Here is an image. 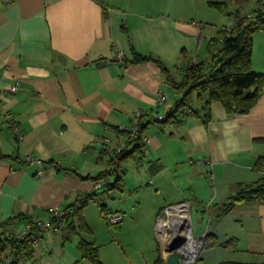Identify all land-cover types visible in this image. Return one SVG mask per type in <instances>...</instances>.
I'll list each match as a JSON object with an SVG mask.
<instances>
[{
	"label": "crops",
	"instance_id": "1",
	"mask_svg": "<svg viewBox=\"0 0 264 264\" xmlns=\"http://www.w3.org/2000/svg\"><path fill=\"white\" fill-rule=\"evenodd\" d=\"M224 1L0 0V234L17 232L31 219L45 220L51 210L94 193V178L112 170L104 149L125 142L119 132L142 122L147 124L146 147L143 158L134 159L142 168L133 191L142 188L148 174L150 186L188 191L189 198L181 199L189 204L166 202L148 209L149 232L153 238L158 229L162 234L140 264L164 259V230L183 204L191 222L190 199L217 206L207 232L198 230L200 238L211 234L216 243L202 248L196 264H264V202L240 203L223 214L238 185H252L264 176V81L263 94L249 113L229 117L222 104L214 103L206 124L182 117L152 133L151 124L180 96L166 84L158 64L128 62L134 52L159 59L170 71L187 61H210L211 40L246 16H228L211 5ZM258 1L262 8L256 5L253 12L264 10V1ZM252 70L264 75V32L254 35ZM12 86L17 92H9ZM160 93L167 98L161 105ZM99 138L109 140L107 147L93 145ZM188 158L201 164L189 166ZM29 159L43 161L42 176L40 165ZM123 170L122 190L107 193L106 188L96 196L105 206L110 199L121 200L125 207L117 203V212L129 209L128 220L137 222L140 200L138 208L134 192L123 197ZM79 240L66 241V231H47L22 263L90 264L82 260Z\"/></svg>",
	"mask_w": 264,
	"mask_h": 264
},
{
	"label": "trees",
	"instance_id": "2",
	"mask_svg": "<svg viewBox=\"0 0 264 264\" xmlns=\"http://www.w3.org/2000/svg\"><path fill=\"white\" fill-rule=\"evenodd\" d=\"M234 1L236 4H242V7L249 2V0ZM232 2L233 0H225L223 3H212L211 5L228 16L239 14V9L235 12L230 11ZM246 20H248V23L244 24L243 22ZM257 32H264V10L262 9L255 10L251 15L245 16L243 20L232 27L226 26L221 29L216 38L211 40V60L193 63L184 62L182 67H176V70H179L180 73L178 78L159 59L134 52V58L128 62H153L158 64L165 75L166 84L171 86L180 96L175 106L165 115V119L157 121L167 126L171 123L180 122L182 117H196L206 124L212 119L211 107L214 103L222 104L229 117L249 113L263 94L264 75L256 74L252 70L254 35ZM248 94L249 96H247ZM137 129L138 134L134 140L131 131L123 130L119 132L127 139L125 142L128 148L133 145V149L128 151L127 148L120 154H111L110 149H104L105 154L109 156L112 170L94 178V181H99L104 177H110L111 180L104 185L103 191L106 188L109 190L114 188L122 190L125 175L123 164L127 163L129 159L141 160L143 158L146 147L144 139L147 124L142 126V122H140ZM7 157L6 155L1 156V158ZM261 162L262 159L258 163V168L261 167ZM157 168L161 169V165H158ZM113 175L116 179L115 183L112 182ZM98 192L95 190L94 193L84 196L77 203L70 206V208L74 207L76 210L73 215L75 217H69L62 230L66 231V241L70 240L73 235H80L82 231L88 229L83 209L89 202L95 200ZM261 202H264V176L252 185H238L234 196L224 205L223 214H229L240 203ZM100 208L103 213V210L108 207L100 205ZM204 239L203 247L216 243L214 235L207 234ZM78 249L83 261L90 264H104L100 259L99 248L95 242L81 237ZM32 253L33 248L28 247L26 244L18 245L16 247L18 259L14 264H21L22 258L30 256ZM154 264H164L162 256H159Z\"/></svg>",
	"mask_w": 264,
	"mask_h": 264
},
{
	"label": "rangeland",
	"instance_id": "3",
	"mask_svg": "<svg viewBox=\"0 0 264 264\" xmlns=\"http://www.w3.org/2000/svg\"><path fill=\"white\" fill-rule=\"evenodd\" d=\"M264 1V0H263ZM242 4H236V2L233 0L230 10L234 12L235 10L239 9L241 15H246L249 12H253L256 5L262 6L258 0H249L247 4H245L243 7ZM258 8V7H256ZM255 8V9H256ZM262 8V7H261ZM249 16V15H248ZM236 19L234 16L232 18ZM181 67V66H180ZM173 75L175 77H179L180 73L179 70L173 69ZM172 103L174 101L171 100L170 102V108L173 106ZM164 125L162 123H159L157 120L151 124L152 133L153 131H157L158 129H164ZM150 161V159H148ZM154 159H152L153 161ZM148 161V163H149ZM194 162V164L192 163ZM147 160H144L143 166L147 168ZM186 163L190 165H196L201 164L198 161H194L190 158L187 159ZM188 164V165H189ZM189 165V166H190ZM124 169L127 171L126 175V190L124 192L125 195H123L124 198L130 194V192H134L133 190L136 189L137 185V179L139 177V167L137 165V161L134 159H129L127 163H124L123 166ZM147 173V170H146ZM146 178H150L147 174L145 176L144 184H142V188L139 189V191H136L133 193L132 197L134 199V204L139 208V205L137 203L138 200H140V208L141 211L139 214L135 216L137 222H133L128 220L131 218V215L129 214V209H122L125 213L120 212L122 215H124L125 220L120 223V225H108L103 217V213L101 211L100 205L106 204L104 199L96 197L97 199L89 202L83 209V214L85 217V220L88 224V229L85 231H82V234L80 235H73L72 237H77L80 239L81 237L91 241L95 242L96 245L99 248V256L101 261H103L106 264H140L143 263V253L148 252L150 250L151 252L149 254L152 255V253L155 251L157 244H158V234H162V231L158 229V232H155V237L153 238V235L149 232L150 224L149 222L152 220L151 215L148 213V209L152 206H156L161 204V206L166 205L168 203L172 202H182L189 204L188 201H185L181 199L183 198H189L187 197L188 191H182L181 193L178 192V190H161L160 188L156 187L154 184L153 186H150L147 184L148 180ZM209 178L207 174V179ZM209 183H211L208 180H205ZM201 184L202 181H198ZM208 183V184H209ZM130 190V192H129ZM102 192V191H101ZM111 190H107V193H110ZM158 192V194H157ZM209 195V194H208ZM121 200H112L107 203L108 208H111L113 211H117L116 208L118 206L117 203L120 204L121 207H125V204L120 203ZM191 203L189 206V212H190V218L191 222L190 225L193 227L192 235L194 238H200L198 236V230L201 227H205L204 231L207 232V229H209V216L212 212V210L217 207L216 205H212V208L210 205H203L202 203H195L194 200L190 199ZM168 202V203H166ZM181 203V204H182ZM169 208V207H168ZM211 208V209H210ZM165 210V209H164ZM141 214V215H140ZM141 218L144 219V221H139ZM166 229L164 230V232ZM170 235L175 234V230L172 229V225H170V229L168 227L167 231ZM195 233V234H194ZM171 236V235H170ZM202 237V236H201ZM172 238V237H171ZM183 239L188 242L187 238V231L182 237ZM186 245V243H185ZM148 257V255H147Z\"/></svg>",
	"mask_w": 264,
	"mask_h": 264
},
{
	"label": "built area",
	"instance_id": "4",
	"mask_svg": "<svg viewBox=\"0 0 264 264\" xmlns=\"http://www.w3.org/2000/svg\"><path fill=\"white\" fill-rule=\"evenodd\" d=\"M244 24L248 23V20L243 22ZM9 92L15 93L18 90L17 86H12L9 89ZM160 98V105L167 101V98L164 93L159 94ZM9 121L13 122L12 117L9 116ZM159 120H164L165 115H160L158 117ZM132 136H137L138 129H134L131 131ZM109 140L104 138L97 139L94 144L98 145H108ZM128 148L126 142L121 143L120 145L116 146L115 148H110L111 154H120ZM30 162L36 163L40 165V170L38 172V176H42L45 173L44 163L40 159H29ZM193 163V162H192ZM110 177H104L102 180H99L95 183V190L101 192L104 189V185L109 183ZM184 205V204H183ZM182 206V205H180ZM78 207V206H77ZM76 209L74 207H58L53 209L49 212V217L45 220H38V219H31L27 224L17 232H6L4 234H0V264H14L15 261L18 259L16 255V247L21 244H26L28 247L36 249L39 246L40 241L43 238V234L47 231H54L56 233L63 230L66 225V221L69 217L74 215V211ZM188 210V209H187ZM103 215L105 220L110 225H120L124 221V215L120 212L113 211L111 208H105L103 210ZM75 217V216H73ZM190 221L187 223V226ZM187 231V230H186ZM193 237V236H192ZM187 238L188 235H187ZM195 241H197L199 245L198 253L195 257L193 262L196 263L198 260L199 254L204 246V239H196L193 237ZM188 242H186L187 244ZM186 246V245H185ZM21 264L22 261H21ZM190 264V262L188 263Z\"/></svg>",
	"mask_w": 264,
	"mask_h": 264
},
{
	"label": "bare ground",
	"instance_id": "5",
	"mask_svg": "<svg viewBox=\"0 0 264 264\" xmlns=\"http://www.w3.org/2000/svg\"><path fill=\"white\" fill-rule=\"evenodd\" d=\"M176 218L172 222V229L175 230L174 238L175 239H180L183 237L185 234L187 228V223L189 222V216L187 212V206L184 204L181 207H178L176 210ZM166 235L168 236L167 243L165 244V249L166 247L168 248V244L170 243L169 241L173 240L170 238V235L168 234L167 231H165ZM188 234V243L184 248L181 249V253L186 257V259L190 262V264H193L195 257L198 253L199 250V245L197 241L193 239V235L187 231Z\"/></svg>",
	"mask_w": 264,
	"mask_h": 264
},
{
	"label": "water",
	"instance_id": "6",
	"mask_svg": "<svg viewBox=\"0 0 264 264\" xmlns=\"http://www.w3.org/2000/svg\"><path fill=\"white\" fill-rule=\"evenodd\" d=\"M249 96V94L247 95ZM188 232H192V227L190 225L187 226ZM170 235H172L170 233ZM171 241L168 244V248L166 247L164 253V264H188L189 261L186 257L181 253V249L185 247L186 240L183 238L175 239L171 238Z\"/></svg>",
	"mask_w": 264,
	"mask_h": 264
},
{
	"label": "flooded vegetation",
	"instance_id": "7",
	"mask_svg": "<svg viewBox=\"0 0 264 264\" xmlns=\"http://www.w3.org/2000/svg\"><path fill=\"white\" fill-rule=\"evenodd\" d=\"M194 264H196V263H194Z\"/></svg>",
	"mask_w": 264,
	"mask_h": 264
}]
</instances>
